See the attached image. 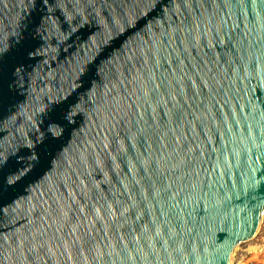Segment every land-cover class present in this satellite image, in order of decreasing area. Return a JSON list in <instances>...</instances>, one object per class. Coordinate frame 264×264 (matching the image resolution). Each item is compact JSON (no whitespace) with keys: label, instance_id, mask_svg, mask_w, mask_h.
I'll use <instances>...</instances> for the list:
<instances>
[{"label":"water","instance_id":"95a60500","mask_svg":"<svg viewBox=\"0 0 264 264\" xmlns=\"http://www.w3.org/2000/svg\"><path fill=\"white\" fill-rule=\"evenodd\" d=\"M181 2L0 0V264H232L257 235L264 0ZM137 129L144 171L92 166Z\"/></svg>","mask_w":264,"mask_h":264},{"label":"snow or ice","instance_id":"6c2138e0","mask_svg":"<svg viewBox=\"0 0 264 264\" xmlns=\"http://www.w3.org/2000/svg\"><path fill=\"white\" fill-rule=\"evenodd\" d=\"M190 4H192V0H182L181 7L187 8ZM146 131L145 129H137L136 132L129 130L122 138H116L110 145L105 146L104 157L91 161L92 166L97 170L107 169L115 172L121 165H123L125 171H130V166L136 167L140 165V171H144L143 165L147 163V161H142L141 157L145 154L137 155L135 145L132 141L135 140L138 135H145ZM5 165L6 161L0 157V197L4 195L5 182H7L8 185H13L20 179L19 173L6 176ZM68 211L71 213L73 211L82 212L83 210L75 207L73 203L68 206Z\"/></svg>","mask_w":264,"mask_h":264},{"label":"built area","instance_id":"2783aa9c","mask_svg":"<svg viewBox=\"0 0 264 264\" xmlns=\"http://www.w3.org/2000/svg\"><path fill=\"white\" fill-rule=\"evenodd\" d=\"M243 244L239 247L236 254V264H264V245H256L257 250H251L252 247L246 248Z\"/></svg>","mask_w":264,"mask_h":264},{"label":"rangeland","instance_id":"374dc122","mask_svg":"<svg viewBox=\"0 0 264 264\" xmlns=\"http://www.w3.org/2000/svg\"><path fill=\"white\" fill-rule=\"evenodd\" d=\"M257 244L261 246L264 245V217H263V221L261 223L260 229L258 230V233L256 235V238L254 240L252 239L251 241L247 242L245 247L249 248V247L256 246Z\"/></svg>","mask_w":264,"mask_h":264},{"label":"bare ground","instance_id":"6f19581e","mask_svg":"<svg viewBox=\"0 0 264 264\" xmlns=\"http://www.w3.org/2000/svg\"><path fill=\"white\" fill-rule=\"evenodd\" d=\"M256 238V236L254 237V239ZM253 239V240H254ZM244 245H246L247 244V242L246 243H243ZM242 244V245H243ZM241 246V245H240ZM239 246V247H240ZM239 247H237V249H236V251H235V253L233 254V258H232V264H236V254H237V251L239 250ZM258 248L257 247H252L251 248V250H257Z\"/></svg>","mask_w":264,"mask_h":264}]
</instances>
